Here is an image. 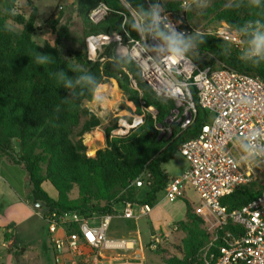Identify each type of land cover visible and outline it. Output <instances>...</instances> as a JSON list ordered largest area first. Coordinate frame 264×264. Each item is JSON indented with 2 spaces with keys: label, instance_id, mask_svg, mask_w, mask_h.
I'll return each mask as SVG.
<instances>
[{
  "label": "trees",
  "instance_id": "obj_1",
  "mask_svg": "<svg viewBox=\"0 0 264 264\" xmlns=\"http://www.w3.org/2000/svg\"><path fill=\"white\" fill-rule=\"evenodd\" d=\"M15 1L0 0V157L24 168L29 198L34 203L41 202L43 210L78 212L89 217L112 214L114 206L123 201L153 206L156 192L163 189L168 179L161 164L178 152V145L196 136L206 121L207 114L198 104L195 90H191L195 116L181 129L178 123L168 121L175 108L173 101L157 96L142 80L139 66L132 58L115 53L114 42L104 45L95 60L87 58L85 44L84 50H75L73 56L66 57L58 47L69 32L67 25L59 23L61 2L41 23L45 32L54 35L53 41L38 43L33 36L41 24H36L38 14L33 0H25L29 11L24 7L16 10ZM99 2L106 4L108 11L94 24L89 21L88 12ZM75 5L76 17L86 36L117 33L123 40H126L124 30L132 37L138 36L129 8L144 15L147 24L151 17L145 13L152 10L148 0H75ZM162 5L172 18L182 20L179 31L192 37V56L186 55L200 66L223 65L264 81V56L248 58L244 49L228 41L193 33L186 23L187 17H182L178 1L168 0ZM208 14H214L215 23L225 21L241 32L245 43L251 39L252 30L264 27V0L259 4L255 0L215 3L204 13ZM7 20L20 25L21 31L7 27ZM160 28L165 29L161 24ZM40 55L50 59L41 64L37 61ZM129 75L136 88L130 85ZM83 76L92 77L91 82L80 80ZM109 79L116 80L122 94L134 104L135 112L141 114V121L124 136L110 134L115 126V121L112 122L103 129L104 147L87 156L82 136L96 127L100 119L89 112L86 104L92 100L97 85ZM148 106L156 110L154 116L145 111ZM126 119L131 121L130 117ZM142 175L146 178L147 192L138 199L139 189L132 182ZM261 177L264 178V169L257 178ZM44 181L55 190V198L42 188ZM261 184L254 180L236 187L221 199L222 204L229 211L240 208L257 195L264 183ZM74 186L77 195L71 197ZM183 202L186 217L180 222L185 233L181 256H163V264H201L198 255L207 244L208 233L202 226V218L191 211L189 201ZM225 229L234 228L229 224ZM210 250L215 251V247Z\"/></svg>",
  "mask_w": 264,
  "mask_h": 264
},
{
  "label": "built area",
  "instance_id": "obj_2",
  "mask_svg": "<svg viewBox=\"0 0 264 264\" xmlns=\"http://www.w3.org/2000/svg\"><path fill=\"white\" fill-rule=\"evenodd\" d=\"M107 11L106 4L99 2L88 12V19L97 24ZM129 11L138 36L132 37L126 30V40L117 33L89 34L85 37L87 58L97 59L102 47L114 42L115 53L132 58L139 66L142 80L153 92L173 101L174 113L168 121L178 123L181 129L186 128L195 116L191 93L192 89L195 90L197 102L205 110L207 118L196 136L178 145L177 151L185 158L186 168L179 175L168 177L163 187L164 195L170 200L180 199L190 187L198 194L203 210L211 217L217 234L202 248L201 264H264V184L257 195L240 208L229 211L221 201L236 187L256 180L264 169V81L259 76L223 65L200 66L187 55L181 60L171 58L161 42L151 34V18L147 24L144 15L132 8ZM159 14L164 28L167 25L179 33L180 19L172 18L169 12ZM199 33L219 37L239 49L245 45L242 33L225 21ZM96 40L100 42L91 47ZM116 83L114 79L99 83L97 87L102 88L97 98L113 94L112 87L118 91ZM129 83L136 88L131 75ZM91 101L86 105L89 112L95 114ZM144 109L155 115L151 106ZM140 121L141 116L131 121L119 117L110 134L124 136ZM142 183L141 176L132 182L135 187L142 186ZM134 204L123 201L118 216L132 218ZM150 210L148 203L139 206L142 214ZM38 214L47 222V247L53 264H77L78 260L81 264H96V254L101 252L121 255L122 261L114 264H141L140 259L129 260L136 258L138 250L134 238L106 235L113 214L84 217L78 212L49 209H42ZM229 224L234 229H225ZM211 246L215 251L210 250ZM82 251L85 257L80 259ZM90 253L94 255L89 256Z\"/></svg>",
  "mask_w": 264,
  "mask_h": 264
},
{
  "label": "rangeland",
  "instance_id": "obj_3",
  "mask_svg": "<svg viewBox=\"0 0 264 264\" xmlns=\"http://www.w3.org/2000/svg\"><path fill=\"white\" fill-rule=\"evenodd\" d=\"M148 1L149 6L155 8L157 12H168L162 5L168 0ZM176 1L179 2V7L182 10V17H187L186 23L188 28L193 33H199L207 28H212L216 24L213 21L214 14L204 15L209 7L215 3L227 5L233 0ZM59 2H62V0H33L38 13V20L43 21L51 15ZM72 2L64 6L61 5V8L58 9L60 11L59 23L67 25L69 29L68 36L63 38L58 46L61 54L66 57L73 56L75 50H84L86 37L83 25L76 17ZM23 7L28 9L25 0L15 1L16 10H22L24 9ZM1 9L2 7L0 6ZM5 24L15 32L21 31V26L12 21L7 20ZM182 24L183 22L180 19L178 30ZM40 28L34 34L33 39L38 43H43L45 40L53 41L54 35L50 32H45L43 24H41ZM256 31L264 32V27H260ZM183 32L179 31V33ZM244 44L242 49L246 52L249 48V43L247 41ZM191 50L190 47L187 53L192 56ZM101 88L100 86L95 89L91 101L93 111L100 119V123L82 136L83 143L86 145L87 156H93L94 150L104 147L103 129L105 127L110 126L114 121L116 125L119 117H130L133 119L136 116H141V114L135 112L136 108L134 104L127 100L118 85L117 93L114 92L111 95L106 94L97 98V94ZM120 101L124 102V109L117 107ZM88 103L90 104V102ZM147 109L145 111L149 112ZM152 109L155 114L156 110L153 107ZM173 113L174 109L171 115ZM186 163L185 158L176 152L172 158L163 162L161 166L167 177H171L176 174L179 175L186 168ZM141 180L143 182L142 186L137 187L139 189L138 199H141L147 192L144 175L141 176ZM256 181L263 184L264 178H257ZM43 189L46 190L49 196H55L56 194L47 181L43 183ZM29 193L30 189L24 168L0 157V264H53L49 251L46 249V243L48 242L46 241L48 238L47 222L39 216L38 213L42 211V208L35 206V203L29 198ZM70 195L71 197L77 195L75 186L72 188ZM183 199H187L191 211L202 218V226L208 233V245L217 232L212 226L211 217L203 210L198 194L190 187L186 189L182 198L176 200L166 198L163 189L158 190L156 192L155 204L153 206L149 204L151 210L148 213L142 214L139 211L140 204L135 203L133 206L134 216L128 219L118 216L121 205L116 204L106 235L111 238L132 237L136 240L139 249L135 255L136 258L129 259L131 261L140 259L141 264H163L161 260L163 256L179 257L181 256V241L185 235L184 231L180 228V222L184 221L186 217ZM27 201H29V206ZM202 254L203 251H200L199 258ZM92 255L94 253H90L89 256ZM96 255V264H114L122 261V256L114 252H101ZM83 257L85 256L82 251L80 259ZM125 257L128 256L126 255ZM80 261L78 260L77 264H81Z\"/></svg>",
  "mask_w": 264,
  "mask_h": 264
},
{
  "label": "clouds",
  "instance_id": "obj_4",
  "mask_svg": "<svg viewBox=\"0 0 264 264\" xmlns=\"http://www.w3.org/2000/svg\"><path fill=\"white\" fill-rule=\"evenodd\" d=\"M255 2L259 4L260 0H255ZM145 14L151 17L154 25L151 34L161 42L167 54L176 60L184 59L186 53L191 47L192 37H185L183 33H177L167 25L165 26V29H161V17L159 12L155 10H148ZM249 34L251 35V40L248 41L249 48L246 50L245 56L248 58L264 56V32L252 30ZM49 59L50 57L48 56H37V61L41 64L46 63ZM60 76L61 78H64L63 73H61ZM79 79L91 82L92 77L83 76Z\"/></svg>",
  "mask_w": 264,
  "mask_h": 264
},
{
  "label": "crops",
  "instance_id": "obj_5",
  "mask_svg": "<svg viewBox=\"0 0 264 264\" xmlns=\"http://www.w3.org/2000/svg\"><path fill=\"white\" fill-rule=\"evenodd\" d=\"M73 1V2H72ZM72 2V5L74 6V10L76 9V5H75V0H62V2H61V5L62 6H64V5H67V3H71ZM148 4H149V1H148ZM53 12V11H52ZM38 14V13H37ZM42 23V21H40V20H38L37 19V21H36V24H41ZM162 167V166H161ZM163 169V168H162ZM164 170V169H163ZM180 173V172H179ZM178 173V174H179ZM177 175V174H176ZM174 176V175H173ZM45 182V181H44ZM43 182V183H44ZM43 183H42V188H43ZM45 190V189H44ZM46 191V190H45ZM30 194V193H29ZM51 197H53V198H55L56 197V194H55V196H51ZM27 204H28V206H29V201H27ZM121 205V204H120ZM114 209H115V206H114ZM47 241V240H46ZM46 249H48V247H47V243H46ZM139 249V248H138Z\"/></svg>",
  "mask_w": 264,
  "mask_h": 264
},
{
  "label": "water",
  "instance_id": "obj_6",
  "mask_svg": "<svg viewBox=\"0 0 264 264\" xmlns=\"http://www.w3.org/2000/svg\"><path fill=\"white\" fill-rule=\"evenodd\" d=\"M117 107H118L119 109H124V107H125L124 102H123V101H120V102L117 104ZM94 151L96 152V150H94ZM41 205H42L41 202H35V206H41Z\"/></svg>",
  "mask_w": 264,
  "mask_h": 264
},
{
  "label": "bare ground",
  "instance_id": "obj_7",
  "mask_svg": "<svg viewBox=\"0 0 264 264\" xmlns=\"http://www.w3.org/2000/svg\"><path fill=\"white\" fill-rule=\"evenodd\" d=\"M100 40H103V38H101ZM100 40H96V42H92L91 43V47H93L94 45H97L99 42H100ZM117 93V90H116V88L115 87H112V93ZM97 137V136H96ZM86 141V140H85ZM89 155V154H88Z\"/></svg>",
  "mask_w": 264,
  "mask_h": 264
}]
</instances>
